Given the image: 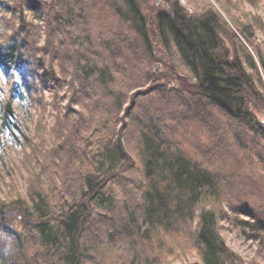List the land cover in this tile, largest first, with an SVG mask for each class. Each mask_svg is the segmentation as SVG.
Segmentation results:
<instances>
[{"label": "trees", "instance_id": "1", "mask_svg": "<svg viewBox=\"0 0 264 264\" xmlns=\"http://www.w3.org/2000/svg\"><path fill=\"white\" fill-rule=\"evenodd\" d=\"M139 2L0 0V75L37 113L29 137L0 100V168L6 141L27 177L0 200V264H246L220 222L264 254V55L233 35L234 58L217 56L213 8L153 0L175 62L160 72ZM255 30L238 27L249 45Z\"/></svg>", "mask_w": 264, "mask_h": 264}, {"label": "rangeland", "instance_id": "2", "mask_svg": "<svg viewBox=\"0 0 264 264\" xmlns=\"http://www.w3.org/2000/svg\"><path fill=\"white\" fill-rule=\"evenodd\" d=\"M231 4H227L226 0H179L180 5L190 14L201 13L207 8H213L222 21L227 24L228 30L223 26L220 28V46L217 51V56L223 58L233 59L235 54V46L233 43V35L239 36L243 45L247 51L252 55L255 63L260 68V58L258 52L264 55V35L255 30L254 39L252 44H247L238 33V27L242 25H251L255 18L261 20L264 23V1L253 7L247 2L242 0H230ZM140 10L145 16V19L150 29V39L155 56L160 61L156 64L155 68L161 72L165 69V65H172L173 60L166 53L161 45L158 31L154 23V14L156 10L152 9L155 5L153 0H140ZM28 21H32L31 15L27 16ZM254 30V27H252ZM175 63V62H174ZM156 69V70H157ZM178 73L185 74L184 69L179 68ZM263 81V79H262ZM264 82V81H263ZM176 86L175 83L170 86ZM10 84L0 75V100L3 101V106L7 103L10 104L11 111L14 114L13 120L21 127V131L32 137L34 133V123L37 117L36 111L27 102H23L19 97H11ZM260 92H264L263 88H260ZM49 91L44 92V96L49 101ZM251 109L254 112L255 117L262 123H264V105L259 101H253L250 104ZM49 121L50 117H46ZM4 156L7 157L9 163V172L3 171L0 168V200L10 201L17 193L21 196H25L26 191V173L20 166V162L23 161L22 151L13 152L11 147L6 141H3ZM220 235L224 240L225 245L236 255H238L246 264H264V254L258 252V246L252 241H248L242 234L237 233L233 226L228 223L220 222ZM178 257L172 261V264H194L199 263L200 259L197 254H179Z\"/></svg>", "mask_w": 264, "mask_h": 264}, {"label": "water", "instance_id": "3", "mask_svg": "<svg viewBox=\"0 0 264 264\" xmlns=\"http://www.w3.org/2000/svg\"><path fill=\"white\" fill-rule=\"evenodd\" d=\"M5 112H6V114L10 117V118H14V114H13V112L11 111V108H10V104L9 103H7L6 105H5ZM21 236L23 237V235L21 234Z\"/></svg>", "mask_w": 264, "mask_h": 264}]
</instances>
